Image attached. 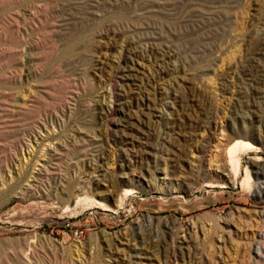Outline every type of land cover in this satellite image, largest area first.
<instances>
[{
    "label": "rangeland",
    "instance_id": "374dc122",
    "mask_svg": "<svg viewBox=\"0 0 264 264\" xmlns=\"http://www.w3.org/2000/svg\"><path fill=\"white\" fill-rule=\"evenodd\" d=\"M0 264H264V0H0Z\"/></svg>",
    "mask_w": 264,
    "mask_h": 264
},
{
    "label": "bare ground",
    "instance_id": "6f19581e",
    "mask_svg": "<svg viewBox=\"0 0 264 264\" xmlns=\"http://www.w3.org/2000/svg\"><path fill=\"white\" fill-rule=\"evenodd\" d=\"M109 211V210H108ZM114 212V211H113Z\"/></svg>",
    "mask_w": 264,
    "mask_h": 264
}]
</instances>
